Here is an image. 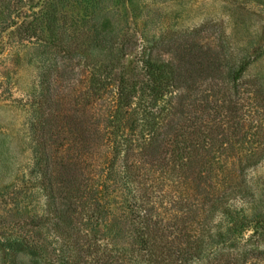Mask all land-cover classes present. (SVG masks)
Instances as JSON below:
<instances>
[{
    "label": "trees",
    "instance_id": "obj_1",
    "mask_svg": "<svg viewBox=\"0 0 264 264\" xmlns=\"http://www.w3.org/2000/svg\"><path fill=\"white\" fill-rule=\"evenodd\" d=\"M219 26L162 37L154 46L165 57L144 47L133 71L117 70L125 56L115 43L103 46L111 63L41 74L34 157L66 264H264L259 248L205 257L208 225L245 195V173L264 159L259 79L243 77ZM60 42L73 61L79 45ZM115 211L134 226L117 248L99 227Z\"/></svg>",
    "mask_w": 264,
    "mask_h": 264
},
{
    "label": "rangeland",
    "instance_id": "obj_2",
    "mask_svg": "<svg viewBox=\"0 0 264 264\" xmlns=\"http://www.w3.org/2000/svg\"><path fill=\"white\" fill-rule=\"evenodd\" d=\"M207 22L220 25L243 77L259 79L264 98V0H0V264H44L25 250L27 243L41 245L52 263L68 260L34 157L41 74L54 65L81 71L111 63L113 51L103 46L115 43L125 56L117 70L133 71L144 47L165 57L157 41ZM60 41L79 45L73 61L60 56ZM215 175L220 180L222 171ZM245 184V195L228 204L230 212L220 211L208 225L214 238L205 257L217 249H264V159L247 170ZM121 215L105 213L99 226L115 248L134 236L133 224Z\"/></svg>",
    "mask_w": 264,
    "mask_h": 264
}]
</instances>
